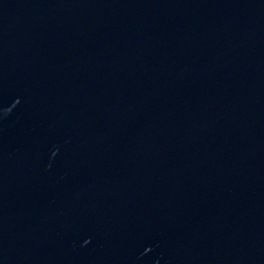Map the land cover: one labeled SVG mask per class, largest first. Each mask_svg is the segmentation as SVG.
<instances>
[{
    "label": "water",
    "instance_id": "water-1",
    "mask_svg": "<svg viewBox=\"0 0 264 264\" xmlns=\"http://www.w3.org/2000/svg\"><path fill=\"white\" fill-rule=\"evenodd\" d=\"M0 264H264V0H0Z\"/></svg>",
    "mask_w": 264,
    "mask_h": 264
}]
</instances>
